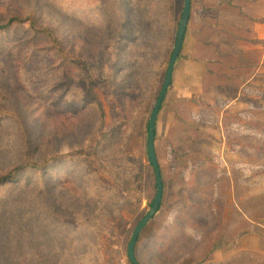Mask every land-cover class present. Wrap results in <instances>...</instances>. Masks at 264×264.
<instances>
[{
	"label": "rangeland",
	"instance_id": "1",
	"mask_svg": "<svg viewBox=\"0 0 264 264\" xmlns=\"http://www.w3.org/2000/svg\"><path fill=\"white\" fill-rule=\"evenodd\" d=\"M183 4L0 0V23L32 16L59 41L27 25L0 31V264H131L156 192L147 123ZM178 75L156 125L163 197L136 243L139 264H201L247 223L264 244V72L244 114L217 108L223 129L199 99L176 96Z\"/></svg>",
	"mask_w": 264,
	"mask_h": 264
},
{
	"label": "crops",
	"instance_id": "2",
	"mask_svg": "<svg viewBox=\"0 0 264 264\" xmlns=\"http://www.w3.org/2000/svg\"><path fill=\"white\" fill-rule=\"evenodd\" d=\"M188 36L192 39L191 57L183 59L181 55ZM257 48H260L259 53ZM262 72L264 0H191L187 29L170 83L173 84L179 74L182 84L176 96L190 106H195L189 101L193 96L199 99L200 105L196 108L202 113L214 114L212 125L218 123L223 129L217 108L222 109L221 113L230 110L239 116L244 114L241 98L254 95V86ZM210 82L212 87L209 89ZM207 98L210 99L204 100ZM158 116L159 113L156 125ZM189 121L198 123L202 118L190 116ZM212 125L207 126L210 134L213 133ZM216 131L217 140H221L219 127ZM231 206L232 202L229 210H232ZM253 226L247 223L248 234L226 239L229 245H212L203 255L201 264H261L258 261L264 259V244Z\"/></svg>",
	"mask_w": 264,
	"mask_h": 264
},
{
	"label": "water",
	"instance_id": "3",
	"mask_svg": "<svg viewBox=\"0 0 264 264\" xmlns=\"http://www.w3.org/2000/svg\"><path fill=\"white\" fill-rule=\"evenodd\" d=\"M190 8H191V0H184L182 14L180 17V21L178 24V28L176 31L175 42L173 46V50L169 59V63L167 66V70L165 73L164 81L159 92V95L156 99L155 105L150 113L148 129H147V158L149 164L151 165L154 176H155V196L150 204L149 211L145 214V216L139 221L137 226L135 227L131 240L127 247V257L131 264H139L135 257V246L141 231L145 228V226L154 218L155 214L158 212L162 197H163V181L161 176L160 167L157 161L156 153H155V125L157 115L161 109L162 103L164 101L167 90L170 86L172 79V72L177 58L180 55L183 38L187 29V24L190 16Z\"/></svg>",
	"mask_w": 264,
	"mask_h": 264
},
{
	"label": "trees",
	"instance_id": "4",
	"mask_svg": "<svg viewBox=\"0 0 264 264\" xmlns=\"http://www.w3.org/2000/svg\"><path fill=\"white\" fill-rule=\"evenodd\" d=\"M16 25H27L34 33L41 34V35L44 34L45 36H47L51 40V42L55 46H59V41L55 37L53 32L51 30H49V29L39 28L36 25V21H35V19L32 16L31 17H24V18L23 17L22 18L21 17H11V18L7 19V21H5L3 23H0V31L9 29L10 27H13V26H16ZM147 129H148V123H147ZM150 167H151V165H150ZM8 178H9V175L7 177H3L2 180H8ZM135 248H136V246H135ZM135 257H136V255H135Z\"/></svg>",
	"mask_w": 264,
	"mask_h": 264
}]
</instances>
